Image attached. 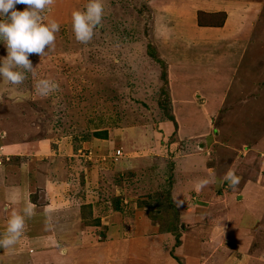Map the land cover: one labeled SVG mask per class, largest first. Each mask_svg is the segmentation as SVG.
I'll use <instances>...</instances> for the list:
<instances>
[{
  "label": "rangeland",
  "instance_id": "374dc122",
  "mask_svg": "<svg viewBox=\"0 0 264 264\" xmlns=\"http://www.w3.org/2000/svg\"><path fill=\"white\" fill-rule=\"evenodd\" d=\"M164 1L102 0L103 27L85 45L75 39L71 14L83 11L89 0H56L42 14L46 23L60 25L55 47L45 57H29L37 67L23 84L0 79V136L7 132L9 140L29 144L28 151L22 147V162L41 174L21 178H27V200L36 206L22 237L42 241L60 264H190L192 257L202 264H264V235L258 229L239 241L229 236L241 229L237 220L247 218L250 209L262 210V175H253L254 163L244 168L242 159L234 168V156L217 147V141L250 146L257 141L264 149V5L249 41L223 40L219 29L200 44L186 19L180 24L184 32L175 30L176 0ZM183 2L185 15L197 16L201 25L200 2ZM222 16H209L208 24L218 25ZM149 48L163 60L166 82ZM6 55L0 42V57ZM40 79L55 81L59 91L37 95ZM98 128L107 130V139L94 137ZM206 167L218 169L220 177L231 168L241 177L238 191L220 179L195 191L198 180L215 177L203 175ZM246 182L248 198L245 191L242 197ZM222 192L241 196L235 214L220 210L228 201V194L219 198ZM9 204L1 205L3 223L21 214ZM257 214L264 229V208ZM49 215L52 231L44 226ZM176 222L178 246L165 232ZM237 231L232 233L239 236ZM143 237L138 249L135 239ZM105 241L112 242L107 252L97 245ZM57 242L69 249L67 255H60ZM19 246L6 250L7 262L29 244Z\"/></svg>",
  "mask_w": 264,
  "mask_h": 264
},
{
  "label": "crops",
  "instance_id": "0c3cea01",
  "mask_svg": "<svg viewBox=\"0 0 264 264\" xmlns=\"http://www.w3.org/2000/svg\"><path fill=\"white\" fill-rule=\"evenodd\" d=\"M166 1L167 0H165L163 3H166ZM191 1H193L194 3L200 2V4L202 5V8H200V11L202 10L201 12H203L202 15H200L201 25L196 24V21L198 19L197 16L188 17L185 15V13H189V11L185 7V5H183V4H186L185 2H183V0H178V1L176 0V2H174V4L172 5L173 12L175 14V18H172V20L177 24L176 25L177 27L175 28V30L177 32H181L180 30H182L181 33H183L184 30L182 29L183 27L182 28L180 27L181 26L180 24L183 25V23L181 22L182 20L186 19L189 22V24L192 26V34L199 36V43L201 41L200 44H203V43L205 44V38L208 36L212 37L213 35H215V33H217V30L219 29L222 30L221 32L222 34L220 35H221V39L223 40H228V38L230 37L231 39H233V41H238V40H243L245 42L249 41L255 29L252 23L255 22V19L259 20L258 14L261 12V10H263V5H264V0H245V1L244 0H191ZM176 4H180V5H176ZM207 6L210 7V9H204ZM211 9H216L217 11H214ZM216 14H224L223 16L224 19L223 21L221 19L222 22H220L221 24L220 23L218 25L208 24L209 20L212 19L209 16L216 15ZM212 43L215 44L214 41H212ZM192 44L195 45L196 43H192ZM1 130H4V129H1ZM5 134H6L5 136H0V161L2 162L0 166V212L3 210L2 203L10 202L8 207H10L11 209L10 208L8 209L16 210V212H21V214H23L22 213L23 209L30 203L27 200L28 199L27 197L29 194L27 178H24V179H21V178L24 177L25 175H41V174L39 173V171L32 170L31 167H28L27 166L28 163L22 162V161H25V157H24L25 154H22L25 152H23L22 147L27 146L26 151H28L29 144L13 142L9 140L10 138L7 132H5ZM193 134L195 135L197 133L194 132ZM217 134H219V131ZM224 141H226V139H224ZM39 142L40 141H35L34 145L37 147L39 145ZM221 143L223 142L217 141V145H218L217 147L221 148L220 152H224V153L226 152V154L234 156L233 160L230 162L232 163L231 164L232 166H234V164H236L240 159H242L241 162H245L244 163L245 165H243L244 168H247L249 166L248 164L254 163V166L256 167L257 171H255L253 175H262V178L264 181V149H262V147L258 145L257 141L254 142L252 146H250L249 143H247V141L244 143L236 144V145H231V144L222 145ZM199 146H202V145L199 144ZM9 157L17 158L21 162L14 165L12 164L13 161L11 160L9 162L6 161V158L9 159ZM31 160H36V159L34 157ZM5 162H6V165H5ZM234 168H237V167L234 166ZM209 169L210 168L206 167V172H204L203 175H212L209 173ZM6 175H9L7 179H6ZM214 175L215 177L212 176V178L207 176L208 179L211 180V182L213 183L218 182L219 179L222 182H226L223 179L225 175H222L220 177L219 175H221V173H218V169L214 171ZM251 186L252 184L249 187ZM242 187H245L244 190L242 191V197H243V192L245 191L247 198H248L249 195L251 194L250 193L251 189L246 188L247 182L244 183ZM230 190L232 192L238 191L232 188H230ZM260 191L262 190L260 189ZM226 194H228V197H227L228 201H226V205L228 204V207H226V205L222 207L219 206L221 208L220 210L223 213H228V214L234 213L235 214V210H236L235 203L238 199L241 198V196L239 198V196H236L234 194H231L228 192L227 193L222 192L220 193L221 196L219 195L220 196L219 198H221V200L224 199L223 197H225ZM219 207H217V209H219ZM263 208H264V204H263L262 210H261V206L256 207L254 209L253 208L250 209V211H248L250 212V214L248 215L247 218L243 219L242 217L241 218L242 222L240 220H237L239 223L242 224L243 227L241 226V229L233 228L229 236H231V238H234L233 240L236 239L239 241V238L241 237V235L242 237H245L248 231L256 230V229H258L260 234L262 233V235H264V229L259 228L258 226L259 219L262 215L257 214L260 211L263 212ZM9 214H12V213H9ZM10 217L11 216L7 217L6 220H8ZM234 223L236 224L235 221ZM4 224L6 225L7 223H3V221L0 220V226L2 228L3 226H5ZM111 229H114V227H111ZM115 230H116V227H115ZM233 230H236V231L238 230L237 232L239 233L238 234L239 236L236 235L237 236L236 237L235 236L236 233L235 232L234 234L232 233ZM4 231H5L4 228L0 229V235H2ZM215 237H217L216 233H215ZM29 239H30L29 236H24V237H21V239L17 242L16 245L17 246L20 245L19 247H22L25 244H29V246L27 248V251L20 252L19 256L15 260H11L7 262L4 259L7 256L6 250L0 249V264H2L1 262L3 261V259L5 263L7 262L6 264H60L59 258H57L58 255L54 253V250L50 251L49 253V251L46 248L44 249L45 245L42 241L36 242V240H31V239L29 241ZM142 239H144V237L135 239V241L137 240L138 249L142 248L143 246L141 244V243H144V242H141ZM248 243L249 242L245 241V244H248ZM111 244L112 242L105 241L97 245L99 246L98 248H100L103 252H107V247H109ZM32 245H34L35 248ZM28 249L30 250L28 251ZM116 252H120V250H117ZM204 253H205V249L203 251V254ZM191 262L192 263L190 264H202V261L198 260V258L195 259V257H192Z\"/></svg>",
  "mask_w": 264,
  "mask_h": 264
},
{
  "label": "clouds",
  "instance_id": "9594fccd",
  "mask_svg": "<svg viewBox=\"0 0 264 264\" xmlns=\"http://www.w3.org/2000/svg\"><path fill=\"white\" fill-rule=\"evenodd\" d=\"M56 0H0V42L5 45L7 55L0 57V79L10 85H21L27 79V73H35L36 66L29 58L36 55L45 57L55 47L56 33L60 25L55 20L45 22L42 15L50 10ZM17 5L25 6L23 11ZM72 31L75 39L81 44H89L96 33L103 27L104 5L102 0H89L83 11H73ZM59 84L49 79L36 82L35 90L41 97H49L59 91ZM214 175V171L209 169ZM228 187L236 189L241 181L231 168L224 176ZM211 183L210 179L202 178L194 186V190L202 191ZM35 205L28 204L23 214L13 213L8 219L5 232L0 235V249H10L21 239L26 228V218L34 216ZM46 231L54 229L51 216L44 220ZM56 247L61 256L67 255L69 249L58 242Z\"/></svg>",
  "mask_w": 264,
  "mask_h": 264
},
{
  "label": "trees",
  "instance_id": "16d2710c",
  "mask_svg": "<svg viewBox=\"0 0 264 264\" xmlns=\"http://www.w3.org/2000/svg\"><path fill=\"white\" fill-rule=\"evenodd\" d=\"M223 19H224V17L222 16V21H223ZM220 24H221V23H220ZM148 54H149V56H150L152 59H154L155 62L158 63V65L160 66V68H161L160 78H161L164 82H166V67H165V64H164L163 60H161L160 58H158L157 56H155L154 53H153V51H152L150 48H149ZM164 102H165V100H162V101H161V106L164 105ZM166 116H167V114H166ZM167 118L170 119L171 121H173V123H174V119H173L172 117H170V116L168 115ZM176 125H177V124L174 123L175 128H177ZM94 137H95L96 139L105 140V139L108 138V132H107V130H105V129H100V128H98V129H96V132L94 133ZM167 195H168V197H169L170 194L168 193ZM167 200H168V198H167ZM90 207H91V206H88L87 208L90 209ZM171 208H172L173 212L177 214V209H176L173 205L171 206ZM177 220H178V217H177ZM98 223H99V221H95V222H93V225H96V224H98ZM178 223H179V222H178ZM178 230H180V228H179V227L177 228V222H176L175 225H173V224L170 225V226L166 229V231H165V232H167V233H171L172 235L175 236V238H176L175 245H176V246L179 245V240H178V239H179V237H180V235H179L180 232H179ZM171 252H172V251H171Z\"/></svg>",
  "mask_w": 264,
  "mask_h": 264
}]
</instances>
